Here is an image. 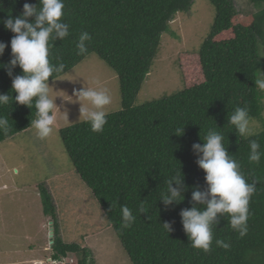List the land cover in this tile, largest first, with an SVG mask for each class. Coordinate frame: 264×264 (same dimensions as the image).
Masks as SVG:
<instances>
[{
    "label": "trees",
    "instance_id": "obj_1",
    "mask_svg": "<svg viewBox=\"0 0 264 264\" xmlns=\"http://www.w3.org/2000/svg\"><path fill=\"white\" fill-rule=\"evenodd\" d=\"M194 1L63 0L61 22L69 24L70 34L61 39L54 31L50 37L49 59L59 72L47 83L96 54L118 76L122 109L108 114L102 132L92 131L84 122L62 129L61 139L75 172L93 193L131 264H264V155L259 163L249 160L252 141L264 153V130L245 137L230 122L236 107H246L250 117L264 120V91L256 84L264 69V0H249L256 12L242 21L236 0H209L216 10L209 37L198 53L181 54L178 60L184 89L133 107L163 34L176 14L190 11ZM26 3L37 9L27 18L34 24L41 0H0V20L20 16ZM82 32L89 33L91 40L84 41V55H77ZM15 35L0 23V43L6 45L0 55V95L9 96V103L0 105V115L10 125L7 134L0 129V143L33 128L37 118L34 102L19 104L12 89L14 78L23 75L18 64L11 65ZM210 130L223 135L228 154L256 190L249 202L247 235L241 238L232 229L229 214L218 213L211 250L205 252L192 247L181 212L193 207L203 210L212 198L208 195L203 202L192 198L195 191L208 193L206 173L197 163L202 153L193 145L202 146ZM169 181L183 199L166 205ZM40 191L43 212L54 223L52 260L63 262L73 254L81 255L78 264H94L89 248L63 242L53 198L46 188ZM124 207L136 217L130 227H123ZM217 239L230 247L218 246Z\"/></svg>",
    "mask_w": 264,
    "mask_h": 264
},
{
    "label": "rangeland",
    "instance_id": "obj_2",
    "mask_svg": "<svg viewBox=\"0 0 264 264\" xmlns=\"http://www.w3.org/2000/svg\"><path fill=\"white\" fill-rule=\"evenodd\" d=\"M235 4L241 21L256 12L249 0H236ZM215 18L216 10L209 0H195L190 11L176 14L169 31L162 36L133 107L184 89L179 57L200 51ZM259 75L264 77V69ZM48 85L56 106L53 132L40 139L33 127L0 143V264H55L49 261L53 256L52 220L44 215L40 187L46 188L53 198L64 243L89 248L94 264H131L93 193L75 172L60 135L62 129L87 122L81 111L87 102L76 95L79 90L107 88L112 103L106 106V111L108 114L121 111L118 76L98 55L90 54ZM262 104L264 108V97ZM253 121L251 135L264 130V120ZM80 257L70 254L66 260L78 264Z\"/></svg>",
    "mask_w": 264,
    "mask_h": 264
},
{
    "label": "clouds",
    "instance_id": "obj_3",
    "mask_svg": "<svg viewBox=\"0 0 264 264\" xmlns=\"http://www.w3.org/2000/svg\"><path fill=\"white\" fill-rule=\"evenodd\" d=\"M41 3L42 7L34 24L28 22L27 18L37 13V9L27 3L24 4L20 16L0 20V23L16 34L11 40V50L14 56L11 65L18 64L23 75L16 76L12 82V89L17 93L15 100L19 104L28 106H32L34 102L37 118L32 121V125L37 130V136L44 139L53 132L55 124L53 109L56 108L53 97L49 95L50 87L47 81L54 72H59L49 59L50 37L54 31L61 39L68 37L70 33L69 24L61 22L65 7L63 0H41ZM86 40L90 41L91 37L89 33L82 32L79 36V43L76 44L77 55H84L87 51L84 47ZM5 46L0 43V55L3 54ZM63 67L64 65L61 64L60 68ZM256 84L261 91H264V77L256 79ZM76 95L80 100L87 102L81 111L85 120L90 123L92 131L102 132L108 122L106 106L112 103L109 90L104 87H89L79 90ZM8 103L9 96L0 95V105ZM230 122L242 136L252 134L251 125L254 121L249 116L246 107H236L234 114L230 116ZM0 129L5 134L10 130L9 121L3 115H0ZM223 139L221 133L210 130L202 146L193 145L196 152L202 153L197 163L206 173L205 179L209 189L208 193L193 192L192 198L197 202H203L208 195L212 198L203 210L193 207L191 210L185 209L181 212L183 227L192 247L205 252L211 250L214 239L212 225L218 213L229 214L231 227L239 233L241 238L247 235L249 202L256 190L255 183L246 182L245 176L240 171L239 162L228 154ZM259 148L260 144L257 141L250 143L249 160L251 162H260L264 153L258 151ZM173 179H176L177 184L180 183L177 177ZM170 185L171 181H169L168 188L171 195L164 196L166 205L172 203L173 200L179 202L183 199L179 190L171 188ZM140 211H144L143 204L140 206ZM121 212L123 227H130L136 219L132 210L124 207ZM164 227L167 231L170 230L168 224ZM215 243L224 249L230 247L228 243L219 239ZM49 261L57 264L67 262L66 259L63 262L51 259Z\"/></svg>",
    "mask_w": 264,
    "mask_h": 264
},
{
    "label": "water",
    "instance_id": "obj_4",
    "mask_svg": "<svg viewBox=\"0 0 264 264\" xmlns=\"http://www.w3.org/2000/svg\"><path fill=\"white\" fill-rule=\"evenodd\" d=\"M50 229H51V245L53 246L54 244V223L53 221L50 222Z\"/></svg>",
    "mask_w": 264,
    "mask_h": 264
},
{
    "label": "built area",
    "instance_id": "obj_5",
    "mask_svg": "<svg viewBox=\"0 0 264 264\" xmlns=\"http://www.w3.org/2000/svg\"><path fill=\"white\" fill-rule=\"evenodd\" d=\"M55 264H57V263H55ZM62 264H67V262L65 261L64 263H62Z\"/></svg>",
    "mask_w": 264,
    "mask_h": 264
},
{
    "label": "crops",
    "instance_id": "obj_6",
    "mask_svg": "<svg viewBox=\"0 0 264 264\" xmlns=\"http://www.w3.org/2000/svg\"><path fill=\"white\" fill-rule=\"evenodd\" d=\"M45 215V214H44ZM46 217V216H45Z\"/></svg>",
    "mask_w": 264,
    "mask_h": 264
}]
</instances>
